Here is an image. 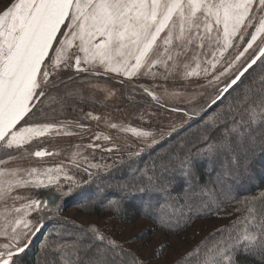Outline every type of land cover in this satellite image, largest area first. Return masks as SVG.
<instances>
[{
    "label": "snow or ice",
    "instance_id": "1",
    "mask_svg": "<svg viewBox=\"0 0 264 264\" xmlns=\"http://www.w3.org/2000/svg\"><path fill=\"white\" fill-rule=\"evenodd\" d=\"M248 28L254 31L247 46L225 61L223 71L217 74L225 52L236 47L237 37L244 39ZM258 37L264 39V0H10L0 10V153L15 160L12 153L55 127L30 121L33 117L47 119L43 110L48 101L81 98L82 91L69 86L81 76L102 75L90 69L128 78L162 76L165 80L170 75L203 73L207 77L211 73L210 85L228 75L230 82L218 91L211 105L227 103L204 121L203 130H197L191 142L180 140L174 146L161 147L168 138L158 140L150 131L131 129L145 139L148 150L160 151L144 167L132 169L127 182L116 186L155 192L159 199L155 206L150 200L148 207L159 211H150L149 216L158 218L162 227L177 217L176 228L181 229L196 215L218 214L225 203L237 204L235 211L246 209L243 216L209 233L174 264H239L241 254L257 257L259 264H264V191L243 198L238 191L244 178L252 179L257 149L264 155V44L251 58L246 56ZM192 63L196 67L189 71ZM143 90L158 99L147 88ZM175 132L173 129L172 134ZM202 146L209 152L223 151L228 158V166L216 174L212 189L189 179L197 178L193 149L199 152ZM34 155L42 157L45 152ZM6 163L0 158V165ZM177 170L185 178V188L173 198ZM61 171L59 166L43 173L36 168L0 167V236L7 240L0 244V264H19L30 237L43 227L42 222L33 225L27 218L30 212L37 213L41 221L59 218L62 202L77 187L73 181L65 185L67 192L61 191ZM88 174L91 181L94 174ZM65 179L71 181V177ZM29 186L55 191L20 207L7 206L14 189ZM15 199L21 198L17 195ZM186 205L188 216L181 222ZM64 223H71V230L63 225L50 230L38 264H142L130 249L94 225L86 228Z\"/></svg>",
    "mask_w": 264,
    "mask_h": 264
},
{
    "label": "rangeland",
    "instance_id": "2",
    "mask_svg": "<svg viewBox=\"0 0 264 264\" xmlns=\"http://www.w3.org/2000/svg\"><path fill=\"white\" fill-rule=\"evenodd\" d=\"M8 3L10 0L0 2V10H3ZM253 31L254 28H248V34L244 35L243 40L238 37L234 40L236 47L225 52L217 65V74L219 71H223L225 61L231 59L239 51H243L248 40L251 39ZM262 41L263 39L258 37L253 44V49H250L246 56L250 58ZM195 67V63H192L188 70L191 71ZM90 71H99L102 74L126 80V83L133 85L131 90L135 93L144 92L143 89L147 88L158 98L153 99L149 95L152 100L161 103L166 108L150 104L149 107L141 109L133 107V110L129 111V107L125 106L129 100L122 96V84L88 82L84 84V87L95 91L99 100L110 106V109L99 106H96L97 108L86 107L89 109L81 119L65 118L54 122H41L53 124L55 127L43 136L35 137L24 146L23 150L12 153L16 156L15 160H7V157L0 153V158L7 161L6 165H0V167L26 170L36 168L43 173L46 169H55L59 166L63 169L59 173L61 187L69 185L73 181L76 182L77 177L83 174L81 166L102 171L106 169L105 166L109 165L106 159L107 154L127 146L131 147L130 150H127L129 153H137L146 148L145 139L137 136L131 129L150 131L156 139H162L168 132L188 121V115L178 113L173 109H186L187 114L195 112L202 107L206 100L215 97L219 86L229 79V76L225 75L221 77L219 83L210 85L208 80L211 79V73L207 77L203 73L191 77L170 75L165 80L162 76L154 77L144 74L128 78L114 73H103V70L99 68L90 69ZM154 71L158 70L154 69ZM111 108L117 109V111ZM120 110L122 113H118ZM89 113L91 116H88ZM95 117H99V119ZM78 125H83V127H78ZM104 137H108V139H104ZM95 145H99V147H95ZM36 151H43L45 155L36 157L34 155ZM90 165H100L101 167L94 168ZM65 176L71 177V181L66 180ZM40 178L47 183L46 177L41 176ZM42 190L44 188L35 189L31 186L14 189L12 197L6 202L7 206L20 207L22 203L36 199L39 191ZM17 195L21 199H15ZM2 206V202H0V210H2ZM34 213L30 212L27 218L33 225L38 226L39 224L32 217ZM60 215L79 225H94L104 235L122 244L124 248L130 249L144 264H173L178 257L191 250L212 230L221 226L227 220L226 218L230 217L226 211H221L208 218L194 219L179 232L168 233L162 229H155L150 235H147L146 232L152 227V223L143 217L133 220H124L112 214L101 217L80 210L74 205L63 208ZM5 242H7L6 238L0 236V244Z\"/></svg>",
    "mask_w": 264,
    "mask_h": 264
},
{
    "label": "trees",
    "instance_id": "3",
    "mask_svg": "<svg viewBox=\"0 0 264 264\" xmlns=\"http://www.w3.org/2000/svg\"><path fill=\"white\" fill-rule=\"evenodd\" d=\"M2 1L4 0H0V2ZM92 81H100L104 83L116 82L117 84H122V96L127 97L129 100L125 104L126 108L129 107V111L133 110V107L141 109L143 107L151 106L150 104H157L163 108H166V106L162 105L161 103L153 101L146 92H133V90H131L133 85L126 83V80L120 78L118 79L116 76H110L106 74H102L100 77L85 78L84 76H81L80 81H77L76 84L69 86L70 89L78 88L79 90H81L83 94L81 98H69L63 100L62 102L55 99L48 101L46 102L43 110V115L46 116L47 119L37 120V117H33L30 122H54L65 118L81 119L83 118V115H85V112L89 109L86 107L97 108L96 106H99L110 109V106L105 105L104 102L99 100V97L97 96V93L95 91L89 90L88 88L84 87V84ZM213 98L214 96L206 100V102L202 104V107H200L193 113L187 114L186 109H182V111H176L178 113H184L188 115V121L176 128V132L174 134H172V130L171 132H168L166 135H164L163 138L168 139L167 143L162 145L161 147H167L170 145L174 146L175 143L180 140L191 142L194 139V133L197 130H203L204 121L208 120L209 117H212L220 107L227 103V100H224L223 103L218 102L217 105H212L207 111L203 112L206 105H208ZM49 103L51 104V107H48ZM113 110L117 111V109ZM118 113H122L121 110ZM39 115L40 114L38 113V116ZM169 134L172 135L169 137ZM215 138H219V133L215 134ZM130 148L131 147L127 146L119 151H116L117 153L111 152L110 154H107L106 159L109 165L105 170L99 171L100 169L94 170L85 166H81L80 169L84 172L77 177V180L75 182L77 187L74 188L73 195L66 198L62 202V209L74 205L77 206L80 210H84L87 213L96 214L101 217L106 214H112L113 216L123 218L124 220H133L143 217L148 219L152 223V227L149 228L146 232L147 235H150L155 229H162L168 233L181 231L185 227H182L181 229L176 228L175 220L177 219V217H173L172 223L168 227H162L158 218H156L155 216H149L150 211H159V208L157 207H153L152 209H149L148 207L150 200L151 203L155 206L156 201L159 199V196L155 192H137L134 190L116 186L117 184L127 182L128 176L130 175L132 169L144 167L145 163L160 151V148H156L155 150H148L147 148H144L142 149L143 151L141 150L137 152L140 153L139 156H133L130 155L131 153L127 152L128 149L130 150ZM124 149L125 151H123ZM192 156L196 165L195 173L197 178L193 180L191 177H189L191 182L198 186L206 185V187L209 189L214 188L215 185L212 182L215 181L216 174L220 172L222 168H226L228 166V158L225 157L223 151L213 150L212 152H209L203 146L201 147L199 152L193 149ZM85 169H87V171H85ZM88 173L94 174L91 178V181ZM251 173L252 179L248 180L244 178L238 188V191L241 193V198H243L245 194L248 196H256L259 194V192L264 191V155L260 154L259 149H257V154L253 159L251 165ZM184 179L185 178L180 174L179 170H177L175 173V191L171 193L173 198H176L177 193L185 188ZM109 185H111V187H109ZM60 190L67 192L69 189L64 185ZM48 191H55V189H44L42 191H39L36 199L44 198L46 192ZM204 199L207 200V197H205ZM90 200L92 202L87 203V201ZM109 201H112L113 203H109ZM161 203H163V201H161ZM179 203H184V201L180 200ZM214 207L215 206L213 205V208ZM237 207L238 205L235 203H225L221 206V210L219 212L226 211L230 217L226 218L227 220L218 228L227 225L230 222L235 221L237 217L244 215L246 209L242 211H235ZM193 211L195 212L196 209L193 208ZM201 211L204 210L201 209ZM188 212L189 207L186 205L183 208L184 217L181 218V222H183V219L187 218ZM214 215L216 214H205L203 216L196 215L191 219V222L194 219L208 218ZM32 217L35 219V221H37V224H40L42 222L43 227L40 228V231L36 232L34 236L30 237V246L25 250L24 253L20 254L19 264H38V261L43 259V253L41 250L48 242L47 238L50 230H52L53 227L59 229L63 225V227H67L69 230H71L72 228L71 223L65 224L64 221H73L61 217L60 213L59 218L57 219L45 218L43 221H41L37 213H34ZM190 223H188L187 226ZM74 224L78 227L84 226L87 228L89 226L79 225L75 222ZM215 230H212L210 233L214 232ZM238 260L239 264H259L258 258L252 255L241 254L238 257ZM142 264L144 263L142 262Z\"/></svg>",
    "mask_w": 264,
    "mask_h": 264
},
{
    "label": "water",
    "instance_id": "4",
    "mask_svg": "<svg viewBox=\"0 0 264 264\" xmlns=\"http://www.w3.org/2000/svg\"><path fill=\"white\" fill-rule=\"evenodd\" d=\"M262 44H264V39H263V41L261 42V44L259 45V47L262 45ZM259 47H258V49L255 51V52H258L259 51ZM254 54V53H253ZM250 58H251V56H250ZM230 82V80L228 79L225 83H223V84H221L220 86H219V88H218V91L220 90V89H222L227 83H229ZM208 105H211V101L209 102V104ZM212 106V105H211ZM210 106V107H211ZM209 106H206L205 107V109L203 110V112H205V111H207L209 108H210ZM202 112V113H203ZM34 236V235H33ZM32 237V236H31Z\"/></svg>",
    "mask_w": 264,
    "mask_h": 264
}]
</instances>
